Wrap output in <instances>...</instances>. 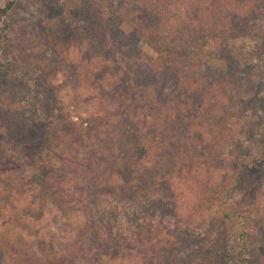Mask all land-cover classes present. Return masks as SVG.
<instances>
[{
  "label": "trees",
  "instance_id": "1",
  "mask_svg": "<svg viewBox=\"0 0 264 264\" xmlns=\"http://www.w3.org/2000/svg\"><path fill=\"white\" fill-rule=\"evenodd\" d=\"M23 1L38 7L35 33L9 16L15 0H0V128L29 168L39 204L78 223L76 260L264 264V120L249 125L262 107L253 98L239 107L228 51L235 38L264 41V0H78L74 27L58 0ZM206 37L217 51L203 46ZM248 52L249 63L263 64L258 46ZM56 73L70 106L89 112L82 131L49 82ZM202 164L226 170L209 215L217 231L207 247L186 251L185 215L197 194L182 186ZM8 247L0 234V264H39L23 249L8 260ZM34 247L40 264H64L51 246Z\"/></svg>",
  "mask_w": 264,
  "mask_h": 264
},
{
  "label": "rangeland",
  "instance_id": "2",
  "mask_svg": "<svg viewBox=\"0 0 264 264\" xmlns=\"http://www.w3.org/2000/svg\"><path fill=\"white\" fill-rule=\"evenodd\" d=\"M58 1L63 9L65 25L74 27L80 23L78 0ZM12 15L23 18L32 33L37 31V26L42 22L37 5L23 0H15V4L9 12V16ZM174 15L175 17L179 16L176 12ZM7 23L8 20L2 18L1 26ZM6 37L10 39V34L6 33ZM203 46L208 50L217 51L219 44L216 39L206 37ZM250 46L254 48V51L258 46V55L264 61V41H253L244 37L235 38L229 42L228 51L238 66V74L241 79L242 103L238 104L239 107L242 108L249 98L258 99L262 107L261 111L255 113V118L249 124L252 126L259 123L261 119L264 120V62L257 64L252 56V62L249 63L247 50L251 48ZM143 53L150 54L144 48ZM5 59V56H0V63ZM211 68L222 70L223 65L219 62H212ZM54 75L49 79V82L54 90H59L58 96L64 105L67 120L74 123L80 131L84 130L91 123L88 110L81 103L74 108L70 106L69 101L72 93L67 86V80L62 77L61 73ZM8 136L0 128V234H5L9 246L6 249L7 259H11V249L16 251L23 249L24 254H31L34 260L40 264L41 259L35 251L34 242L41 241V243L51 246L57 256L62 255L61 261L64 264H82L75 257L78 255L76 251L79 247V240H81L78 223L72 222L71 224L50 205L41 206L39 204L37 198L39 188L29 182V168L15 152L14 144L11 143ZM51 161L54 163V158H51ZM192 170L193 172L188 171V183L186 186H182L184 193L193 189L194 194H197V197L188 201L191 210L188 216L185 215L186 218H189L184 224L190 225L188 241L185 245L186 251L207 247L215 235L217 227L213 218L209 216L210 213L212 215L214 209L212 197L215 194L213 191L226 172L224 167L216 168L203 164ZM183 173L184 171L181 173L182 177ZM254 176L259 182L263 180V177H260L256 171H254ZM200 190H202V194L198 193ZM238 199L240 197L236 195L233 201ZM246 203L251 209L250 198L246 199ZM229 204L231 205L230 202ZM198 211L203 212V215L200 216L204 218V221L196 216Z\"/></svg>",
  "mask_w": 264,
  "mask_h": 264
}]
</instances>
